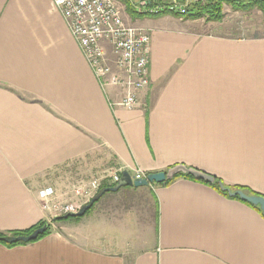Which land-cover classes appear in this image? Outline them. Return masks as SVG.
I'll list each match as a JSON object with an SVG mask.
<instances>
[{
    "label": "crops",
    "instance_id": "0c3cea01",
    "mask_svg": "<svg viewBox=\"0 0 264 264\" xmlns=\"http://www.w3.org/2000/svg\"><path fill=\"white\" fill-rule=\"evenodd\" d=\"M124 17L150 35L149 86L131 110L110 106L123 89L100 87L51 0H0V233L51 225L0 244V264H264V216L187 178L106 193L77 222L43 211L55 172L93 155L114 173L181 164L264 197V35Z\"/></svg>",
    "mask_w": 264,
    "mask_h": 264
},
{
    "label": "built area",
    "instance_id": "2783aa9c",
    "mask_svg": "<svg viewBox=\"0 0 264 264\" xmlns=\"http://www.w3.org/2000/svg\"><path fill=\"white\" fill-rule=\"evenodd\" d=\"M51 1L63 17L100 87L123 89L121 101L109 103L110 106L134 109L139 103L140 93L149 86L148 33L144 29L126 26L114 0ZM148 3V0H142L136 10L146 9ZM162 7H174L181 16L187 13L186 7ZM120 174L113 173L71 186V190L64 194L57 193L51 187L42 189L39 191L41 207L52 218L75 214L96 195L104 182L107 185L118 183ZM130 176L132 180H139L146 175L135 170Z\"/></svg>",
    "mask_w": 264,
    "mask_h": 264
},
{
    "label": "rangeland",
    "instance_id": "374dc122",
    "mask_svg": "<svg viewBox=\"0 0 264 264\" xmlns=\"http://www.w3.org/2000/svg\"><path fill=\"white\" fill-rule=\"evenodd\" d=\"M114 1L126 26H130L129 23L127 24L124 21V18L126 17H124V15L128 14L126 5H129L136 12H141L142 10H144H136L137 5H139L142 0ZM206 1L207 0H148L149 3L146 6V9L148 7L151 8L156 6L162 7L165 5H177V7H186L187 12L190 11L191 14H196L199 13V11L196 12V5H207L209 2ZM242 1L245 0H239V2ZM165 8L168 9V7ZM203 11L204 14L201 12L202 14H198V18H190L189 16L183 18V20L189 21L185 25H187L188 28L191 29V31L196 32L200 35L225 36L229 33L237 35L239 34L241 35V37H258L264 35V17L262 12L258 8H253L251 10L235 9L229 3L226 4V2H223L219 13L222 15V18L220 16L221 19L219 21H208L207 18L209 17L210 10L204 9ZM144 16L151 17V15L148 14H140V16L135 19H140ZM133 23L134 22L131 18V26ZM111 165H113L112 162L109 160H105L103 156H89L81 161L64 165L62 168L56 171L53 177V185L56 188H59L58 191L60 192L58 193L64 194V192H69V190H71L68 189L71 186L68 187L67 183L80 182L82 184L90 182L92 179H98L113 174L114 172L110 171L112 170L110 169ZM113 194L114 193H109L107 195L114 196ZM104 200H106V198H104L99 203H103ZM151 202V198H148V204ZM97 206L98 204H95L92 209L96 208Z\"/></svg>",
    "mask_w": 264,
    "mask_h": 264
},
{
    "label": "trees",
    "instance_id": "16d2710c",
    "mask_svg": "<svg viewBox=\"0 0 264 264\" xmlns=\"http://www.w3.org/2000/svg\"><path fill=\"white\" fill-rule=\"evenodd\" d=\"M206 2H209L207 5H201V6H198L196 5L197 7H195L196 9V12L199 11V13H196V14H191L190 11L187 12L185 15H179V13L177 12H171L169 11L167 8H165V10L163 11H157V13H154L153 15L152 14H148V13H145V14H142V15H151V17H162V16H174L176 18H184L186 16H189L190 18H198V14H202L204 11V9H209L210 10V13H209V17L207 18L208 21H219L221 18H222V15L219 14L220 13V9L222 7V3L223 2H226L229 3L230 5H232L235 9H242V10H251L253 8H258L262 14H263V17H264V0H245V1H242V2H239V0H207ZM126 9L128 11V13L133 16L134 18H137L140 16L141 13L139 12H136L134 11L129 5H126ZM202 12V13H201ZM207 12V11H206ZM204 14V13H203ZM139 15V16H138ZM221 16V18H220ZM121 176V174H120ZM178 178H187V179H190V180H194L193 178H191L190 176H186V175H178L176 176L173 180L171 181H168V182H165L163 184H159V186H162V185H169L171 184L174 180L178 179ZM196 181V180H194ZM220 180L215 178V183L214 184H207L205 183L206 185L210 186L211 188H213L215 191H217L219 194L223 195V196H226V197H229L227 195V193L225 192H222L220 189H219V186L217 185V182H219ZM197 182H201V181H197ZM201 183H204V182H201ZM117 184V183H116ZM116 184L114 185H107V183H103L101 188L99 189V191H101L102 189H105V188H109V187H114ZM99 191L96 193V195L99 193ZM232 192H235V191H242L244 193H246L247 195L249 196H261L259 194H256V193H253L243 187H234L231 189ZM95 195V196H96ZM94 196V197H95ZM263 197V196H261ZM231 199H237L240 201V199L238 197H229ZM89 203V202H88ZM87 203V204H88ZM246 203V202H245ZM85 204V205H87ZM96 203H94L89 210H87L85 212V214L82 216L84 217L92 208L93 206L95 205ZM247 205H249L250 207H252L254 210H256L257 212H259L262 216V212L260 211V209L258 207H255L249 203H246ZM82 217H68V218H64V216H61V217H56L54 219L51 220V223H64V222H77L79 221ZM47 222H41L39 224H37L36 226L26 230V231H23V232H15V233H9V234H1L0 233V244L3 245V246H6L8 248H11V247H14V246H17V245H23V244H27V243H23V242H16V243H10L8 242V239L10 238H15V237H19V236H29L31 235L35 230L43 227L44 225H46ZM51 225L49 224V227L48 229L42 234V235H39L37 237V239L33 240V241H30V242H34V241H37L41 238H43L44 236H46L47 234H49L50 230H51ZM29 243V242H28Z\"/></svg>",
    "mask_w": 264,
    "mask_h": 264
},
{
    "label": "water",
    "instance_id": "95a60500",
    "mask_svg": "<svg viewBox=\"0 0 264 264\" xmlns=\"http://www.w3.org/2000/svg\"><path fill=\"white\" fill-rule=\"evenodd\" d=\"M178 175H186L190 176L196 181H201L207 184H214L215 178L211 175H208L200 170L186 167L185 165H175L173 167L168 168L166 171H161L157 173H149L146 174V176L139 180H132L130 174L127 171H123L121 173L120 179L118 183L114 187H109L102 189L99 191V193L93 197L87 205H84L80 208V210L75 214H69L65 215L64 218L68 217H82L87 210L90 209V207L96 203L104 194L106 193H113L117 192L120 188L123 187H134V188H142V187H149L151 185H159L163 184L165 182L173 180ZM217 185L219 186V189L222 192L227 193L229 197H238L241 201L249 203L255 207H258L260 211L262 212L264 216V197L261 196H249L246 193L242 191H235L232 192L231 190L225 188L223 184L219 181L217 182ZM50 223H47L43 227L35 230L31 235L29 236H19L15 238L8 239V242L10 243H16V242H23L28 243L30 241H33L37 239L39 235H42L49 227Z\"/></svg>",
    "mask_w": 264,
    "mask_h": 264
},
{
    "label": "bare ground",
    "instance_id": "6f19581e",
    "mask_svg": "<svg viewBox=\"0 0 264 264\" xmlns=\"http://www.w3.org/2000/svg\"><path fill=\"white\" fill-rule=\"evenodd\" d=\"M163 10H165V7H157L156 9H144V10H142L139 13H141V14L148 13V14H152L153 15L154 13H157V11H163ZM168 10L171 11V12L179 13V11L175 10L174 7H168Z\"/></svg>",
    "mask_w": 264,
    "mask_h": 264
}]
</instances>
